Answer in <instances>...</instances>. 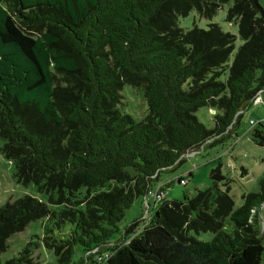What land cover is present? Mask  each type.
Here are the masks:
<instances>
[{"label":"trees","instance_id":"trees-1","mask_svg":"<svg viewBox=\"0 0 264 264\" xmlns=\"http://www.w3.org/2000/svg\"><path fill=\"white\" fill-rule=\"evenodd\" d=\"M227 4L237 36L216 23L178 25L193 12L212 21ZM125 84L142 92V121L118 108ZM258 92V0H0V154L15 183L39 195L0 206V255L42 222L41 235L4 264H37L41 249L49 264H262L264 174L237 208L220 165L193 197L166 202L164 184L147 221L118 226L185 156L236 137ZM202 108L213 112L211 129L195 116ZM253 128L264 147V126Z\"/></svg>","mask_w":264,"mask_h":264},{"label":"rangeland","instance_id":"rangeland-1","mask_svg":"<svg viewBox=\"0 0 264 264\" xmlns=\"http://www.w3.org/2000/svg\"><path fill=\"white\" fill-rule=\"evenodd\" d=\"M258 2L261 5L264 4V0H258ZM228 8V4L223 6L212 21L201 19L194 12L190 13L187 17L179 18L178 25L183 29H192L193 27L206 29L209 23H216L225 32L237 36V25L226 22ZM240 44L241 42L237 38L236 49ZM120 94L122 96V104L118 107L120 112L132 116L136 122L142 121L147 115V105L143 99L142 92L125 84ZM261 96V104H251L244 111L239 127L236 129V137L232 136L223 145L206 149L201 155L185 156L180 166L176 167L172 172L161 175L152 193L157 192V189L162 185L168 184L165 189L164 201H181L183 194L193 197L198 190H204L211 186L210 171L219 165L222 176L231 181L229 195L234 201L235 208L241 205V196L243 194L256 193L259 180L264 174V147L257 146L251 140V133L254 128L250 127L249 122L253 121L255 124L260 123L264 126V92ZM195 116L207 129L213 127V116L209 109H199ZM231 145L233 148L229 149ZM189 172L191 177L187 176ZM179 178H188L187 184L185 186L180 185L178 183ZM25 195L39 197L33 185L23 187L15 183L11 163L0 154V206L9 199L16 200ZM152 200L153 197L148 196L146 201L140 199L135 201L130 209L125 212L118 225L119 229L123 231L134 221H147L151 213L150 208L153 207L152 212H155L162 204L160 200L153 204ZM145 202L151 206H146ZM258 217L259 233L264 248V205L258 209ZM41 224V221L31 223L23 232L12 236L7 242V250L0 255V263L4 264L5 261L15 257L33 236H40ZM79 258L80 253L75 250L72 261L77 263ZM33 259L37 264L54 262V258L42 249L33 254ZM262 264H264V255Z\"/></svg>","mask_w":264,"mask_h":264},{"label":"built area","instance_id":"built-area-1","mask_svg":"<svg viewBox=\"0 0 264 264\" xmlns=\"http://www.w3.org/2000/svg\"><path fill=\"white\" fill-rule=\"evenodd\" d=\"M262 92H258L255 96H254V98H253V100H252V104L253 105H259V104H261V102H262ZM249 125H250V127H255V123L253 122V121H250L249 122ZM190 156H194V154H190V155H187V157H190ZM178 183L180 184V185H185L184 184V180H182V179H179V181H178ZM163 186V185H162ZM162 186L159 188V189H157V192H153L152 193V191L150 192V194H149V196L151 197H153V200H152V202L154 203V202H156L157 200H160L162 197H163V195L162 194H160V189L162 188ZM146 199H147V197L144 199V201H146ZM145 204H146V206H150V204H147V202H145Z\"/></svg>","mask_w":264,"mask_h":264},{"label":"crops","instance_id":"crops-1","mask_svg":"<svg viewBox=\"0 0 264 264\" xmlns=\"http://www.w3.org/2000/svg\"><path fill=\"white\" fill-rule=\"evenodd\" d=\"M213 113V112H212ZM151 203V202H150ZM150 210H152V208H150Z\"/></svg>","mask_w":264,"mask_h":264},{"label":"water","instance_id":"water-1","mask_svg":"<svg viewBox=\"0 0 264 264\" xmlns=\"http://www.w3.org/2000/svg\"><path fill=\"white\" fill-rule=\"evenodd\" d=\"M179 181V180H178ZM264 205V203L261 205V206H263Z\"/></svg>","mask_w":264,"mask_h":264}]
</instances>
